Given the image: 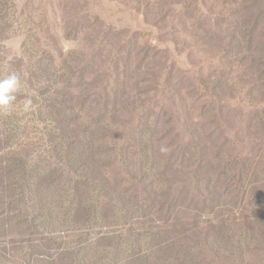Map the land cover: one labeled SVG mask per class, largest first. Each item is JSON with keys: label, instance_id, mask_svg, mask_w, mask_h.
Instances as JSON below:
<instances>
[{"label": "rangeland", "instance_id": "374dc122", "mask_svg": "<svg viewBox=\"0 0 264 264\" xmlns=\"http://www.w3.org/2000/svg\"><path fill=\"white\" fill-rule=\"evenodd\" d=\"M12 73L0 264H264V0H0Z\"/></svg>", "mask_w": 264, "mask_h": 264}, {"label": "clouds", "instance_id": "9594fccd", "mask_svg": "<svg viewBox=\"0 0 264 264\" xmlns=\"http://www.w3.org/2000/svg\"><path fill=\"white\" fill-rule=\"evenodd\" d=\"M21 88L20 78L17 74L12 73L6 79L0 80V111H10L13 102L16 100V93ZM31 105V100L24 104L25 110Z\"/></svg>", "mask_w": 264, "mask_h": 264}]
</instances>
